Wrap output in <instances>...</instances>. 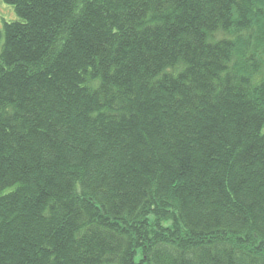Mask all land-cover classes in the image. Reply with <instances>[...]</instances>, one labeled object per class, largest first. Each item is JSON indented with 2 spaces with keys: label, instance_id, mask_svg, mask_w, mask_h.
Here are the masks:
<instances>
[{
  "label": "trees",
  "instance_id": "1",
  "mask_svg": "<svg viewBox=\"0 0 264 264\" xmlns=\"http://www.w3.org/2000/svg\"><path fill=\"white\" fill-rule=\"evenodd\" d=\"M2 2L0 264H264V0Z\"/></svg>",
  "mask_w": 264,
  "mask_h": 264
},
{
  "label": "rangeland",
  "instance_id": "2",
  "mask_svg": "<svg viewBox=\"0 0 264 264\" xmlns=\"http://www.w3.org/2000/svg\"><path fill=\"white\" fill-rule=\"evenodd\" d=\"M12 6L7 5L0 0V26L3 21H8L15 18ZM166 225L177 226V219L174 214H171L166 221Z\"/></svg>",
  "mask_w": 264,
  "mask_h": 264
}]
</instances>
